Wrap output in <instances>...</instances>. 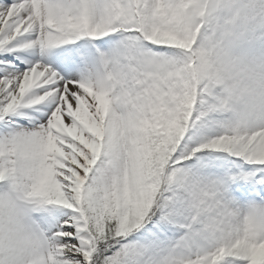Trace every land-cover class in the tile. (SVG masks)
<instances>
[{"label":"snow or ice","instance_id":"obj_1","mask_svg":"<svg viewBox=\"0 0 264 264\" xmlns=\"http://www.w3.org/2000/svg\"><path fill=\"white\" fill-rule=\"evenodd\" d=\"M0 264H264V0H0Z\"/></svg>","mask_w":264,"mask_h":264}]
</instances>
